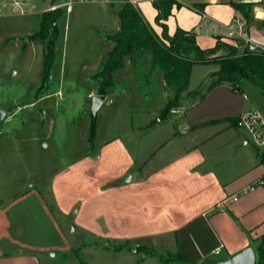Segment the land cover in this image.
I'll use <instances>...</instances> for the list:
<instances>
[{
	"label": "rangeland",
	"instance_id": "374dc122",
	"mask_svg": "<svg viewBox=\"0 0 264 264\" xmlns=\"http://www.w3.org/2000/svg\"><path fill=\"white\" fill-rule=\"evenodd\" d=\"M20 1L26 14L9 10L0 15V201L6 202L0 209L1 249L36 256V264H140L146 257L144 264H159L150 246L161 249L163 242H174L182 213L118 208L125 191L120 175L131 165L139 141L131 131L141 110L151 115L167 96H145L152 72L143 58L136 67L124 61L114 72L115 84L96 115L89 95L100 86L93 75L111 50L108 35L117 31L121 1L62 8L47 81L42 75L45 41L28 36L39 29L47 7L63 0ZM254 8L253 25L264 32L258 27L264 19L255 16ZM222 40L244 48L226 36ZM152 83L158 86V78ZM251 86L262 100L259 87ZM93 117L98 137L91 143ZM149 139L144 137V145ZM131 173L136 171L128 177ZM139 198L135 202L149 204L146 194Z\"/></svg>",
	"mask_w": 264,
	"mask_h": 264
},
{
	"label": "crops",
	"instance_id": "0c3cea01",
	"mask_svg": "<svg viewBox=\"0 0 264 264\" xmlns=\"http://www.w3.org/2000/svg\"><path fill=\"white\" fill-rule=\"evenodd\" d=\"M120 1L122 8L128 0ZM129 1L161 33L162 27L155 21L157 9L153 5L154 0ZM177 1L180 5L174 6L166 21L169 32L173 34L182 28L193 34L203 48L212 47L218 37L223 38L232 18L240 13L232 2L249 1L257 5L255 0ZM119 28L120 18L117 31ZM142 58L151 68L152 57L148 52L135 53L125 61L136 67ZM219 67V64L212 63L195 64L189 89L182 94L179 106L161 120V111L175 93L166 85L162 69L156 66L148 79L150 85L148 90L145 89V96L153 98L164 93L167 97L153 115L147 114L146 109L141 110L143 115L134 127L136 130L133 128L131 131L139 141L136 152L130 157L131 165L126 166L120 175L124 176L122 188L125 191L118 212H181L178 216L184 217L177 225L174 242H163L162 250L150 247L158 253L183 254L190 261L164 263L157 256H150L158 259L159 264H217L248 246L256 252L257 243L264 236V183L248 189L236 201L230 199L264 179V149L257 147L250 134L236 125L242 113L253 108L261 109L264 94L259 88L263 97L262 100L258 98L259 101L250 88L253 84L248 86L244 82L240 89L229 83L210 88L216 79L211 73ZM154 77L158 78V86L152 83ZM97 94L98 90H92L89 95L93 100ZM144 137H150L145 142L147 146L144 145ZM132 170L136 173L128 177ZM132 183L136 185L133 192ZM143 194L148 197L149 204L135 202ZM130 197L132 202H129ZM5 204L0 201V209ZM218 247L221 250L216 253ZM218 254L221 256L216 258ZM37 259L29 254H8L0 246V264H24L28 260L36 264ZM147 259L144 258L140 264Z\"/></svg>",
	"mask_w": 264,
	"mask_h": 264
},
{
	"label": "trees",
	"instance_id": "16d2710c",
	"mask_svg": "<svg viewBox=\"0 0 264 264\" xmlns=\"http://www.w3.org/2000/svg\"><path fill=\"white\" fill-rule=\"evenodd\" d=\"M249 24L255 21L253 15V2H232ZM153 5L157 9L155 21L162 27L158 33L145 19L141 10L131 1H126L119 11L120 28L117 32L109 34L108 38L113 42L108 57L102 63L99 71L93 77L101 79L98 88L99 94H107L108 89L115 84L114 72L120 68L125 59L133 57L135 53H151V69L160 67L168 88L174 90V96L168 101L160 113L159 118L165 119L168 113L179 106L182 94L189 89L190 76L195 64H219V69L211 73L216 79L210 84V88L229 83L234 88L240 89L241 84L247 80L259 87L264 94V52L249 51L247 48L240 51L237 44L224 42L217 38L212 47H201L193 34L178 28L173 34L169 32L168 17L172 14L174 6H179L177 0H154ZM64 15L62 8L46 10L42 13L39 29L28 36L29 41H45L46 50L42 75L44 80H49L51 69L56 60V41L59 37L58 19ZM258 27H264V20H258ZM24 46L26 44L24 43ZM217 56H214L217 54ZM40 89L36 92L39 99ZM191 93V92H188ZM96 136V118L91 119L90 142ZM150 255L157 256L162 262H177L189 260L188 256L177 253L172 256L151 250ZM264 264V236L260 238L256 246V263Z\"/></svg>",
	"mask_w": 264,
	"mask_h": 264
},
{
	"label": "built area",
	"instance_id": "2783aa9c",
	"mask_svg": "<svg viewBox=\"0 0 264 264\" xmlns=\"http://www.w3.org/2000/svg\"><path fill=\"white\" fill-rule=\"evenodd\" d=\"M107 0H63L59 3H52L47 7L46 10H54L57 8H66L67 11H71L75 3L79 2H99ZM257 5L255 8V16L258 17V10L264 11V7L261 5L262 0H255ZM12 10L16 13L26 14L27 10L23 7V3L20 0H1L0 1V15ZM264 19V18H260ZM227 38L232 39L236 43L243 44L244 50L247 48L249 51L264 52V32L259 28H256L253 24H249L247 19L239 13L234 16L228 25L227 32L225 34ZM241 50V51H242ZM237 89V88H236ZM247 98V94H245ZM236 125L239 128L246 130L254 144L260 149H264V114L259 108L250 109L242 113L236 120ZM264 179L258 180L256 183L252 184L242 192L234 194L230 197L231 200L236 201L240 198V195L246 192L248 189H253L257 185L263 184ZM220 247H218L215 252H220Z\"/></svg>",
	"mask_w": 264,
	"mask_h": 264
},
{
	"label": "water",
	"instance_id": "95a60500",
	"mask_svg": "<svg viewBox=\"0 0 264 264\" xmlns=\"http://www.w3.org/2000/svg\"><path fill=\"white\" fill-rule=\"evenodd\" d=\"M47 86V82H46ZM106 95L105 94H97L94 97L93 101V108L92 112L94 115L97 114L99 107L105 100ZM3 114H5V111H3ZM256 263V252L253 247L248 246L244 248L243 250L236 252L232 256L220 260L217 264H255Z\"/></svg>",
	"mask_w": 264,
	"mask_h": 264
},
{
	"label": "bare ground",
	"instance_id": "6f19581e",
	"mask_svg": "<svg viewBox=\"0 0 264 264\" xmlns=\"http://www.w3.org/2000/svg\"><path fill=\"white\" fill-rule=\"evenodd\" d=\"M258 17L264 18V11L263 10H261V9L258 10Z\"/></svg>",
	"mask_w": 264,
	"mask_h": 264
}]
</instances>
